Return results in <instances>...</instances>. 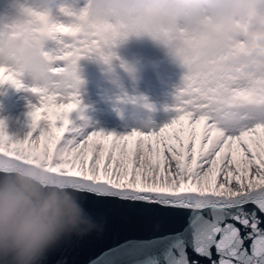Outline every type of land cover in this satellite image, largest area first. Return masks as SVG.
Masks as SVG:
<instances>
[{
	"label": "snow or ice",
	"instance_id": "6c2138e0",
	"mask_svg": "<svg viewBox=\"0 0 264 264\" xmlns=\"http://www.w3.org/2000/svg\"><path fill=\"white\" fill-rule=\"evenodd\" d=\"M24 10L47 25L43 14ZM50 31L60 36L62 47L50 59L66 62L53 69L63 79L30 90L40 96L29 113L33 132L45 122L37 135L19 139L0 122V180L20 167L43 169L48 179L76 189L89 223L63 233L35 264H47L53 250L73 239L103 234L86 194L188 213L175 217V230L118 240L89 264H200L189 249L210 264H264V81L249 72L231 92L221 89L232 104L225 108L203 77L190 74L177 93L178 115L159 131L84 133L70 128L81 104L76 68L97 45L76 25ZM6 83L23 87L12 68L0 65V85ZM0 264L15 261L3 255Z\"/></svg>",
	"mask_w": 264,
	"mask_h": 264
},
{
	"label": "clouds",
	"instance_id": "9594fccd",
	"mask_svg": "<svg viewBox=\"0 0 264 264\" xmlns=\"http://www.w3.org/2000/svg\"><path fill=\"white\" fill-rule=\"evenodd\" d=\"M77 7H62L72 20L53 19L50 11L17 6L0 29V65L9 66L23 87L49 88L53 69L50 41L60 36L52 26H79L97 45L82 58L95 60L105 79L122 88L124 77L135 79V66L118 50L150 43L183 70L203 77L209 91L225 108L231 100L220 93L239 87L249 72L264 81V0H83ZM32 9L46 17L47 25ZM81 58V59H82ZM119 62L118 64L116 62ZM78 65V62H77ZM77 72V68H76ZM215 85V87H213ZM71 117V115H70ZM7 128L4 120H0ZM33 166L5 172L0 180V256L15 264H35L45 250L68 231L88 225L77 201L76 189L47 178Z\"/></svg>",
	"mask_w": 264,
	"mask_h": 264
},
{
	"label": "rangeland",
	"instance_id": "374dc122",
	"mask_svg": "<svg viewBox=\"0 0 264 264\" xmlns=\"http://www.w3.org/2000/svg\"><path fill=\"white\" fill-rule=\"evenodd\" d=\"M8 1L14 0H0V29L10 23L9 17L14 13L3 9V5L8 6ZM16 1L36 11L55 12L53 1L64 5L61 0ZM76 5L79 6L69 1L64 6L77 7ZM56 45L60 44L49 42L48 50L51 54L59 50ZM118 52L123 60L132 63L136 69L135 79H131L123 69L118 68L124 77L122 88L114 87L105 79L95 60L82 58L78 61L77 78L80 83L76 91L81 104L71 114L70 128L83 129L84 133L104 131L117 135L133 130L159 131L178 115L175 111L176 97L183 85V70L172 64L160 49L150 43L131 44ZM156 56L164 60L163 69L153 66V58ZM52 66H66V62L53 63ZM62 79L60 76H53L50 87L54 88ZM31 87L26 81L21 88L11 83L0 85V120L5 121L9 135L19 139L26 138L30 132L33 136L37 135L45 125L42 121L36 132L31 128L29 113L33 111V106H40V96L30 91Z\"/></svg>",
	"mask_w": 264,
	"mask_h": 264
},
{
	"label": "water",
	"instance_id": "95a60500",
	"mask_svg": "<svg viewBox=\"0 0 264 264\" xmlns=\"http://www.w3.org/2000/svg\"><path fill=\"white\" fill-rule=\"evenodd\" d=\"M85 203L89 211L104 222L103 234L93 233L65 243L49 254L47 264H89L92 258L118 240L150 237L175 230L178 226L175 217L188 214L161 212L155 206L132 204L117 198L97 197L92 194H86ZM189 253L192 258L199 259L200 264H210L205 258L196 257L191 249Z\"/></svg>",
	"mask_w": 264,
	"mask_h": 264
},
{
	"label": "bare ground",
	"instance_id": "6f19581e",
	"mask_svg": "<svg viewBox=\"0 0 264 264\" xmlns=\"http://www.w3.org/2000/svg\"><path fill=\"white\" fill-rule=\"evenodd\" d=\"M61 1L63 2L64 5H66L69 1H70L71 4H72V3L77 4V0H61ZM81 3H82V0H79V4H81ZM53 5H54L53 7H54V11H55V12H50L51 15H52V17H53V19L56 20V21H58V22H60V23H64V24H68V23H70L71 20H72V18L66 16V15L61 11V8H62V7H65V6H64V5L62 6L60 3H54ZM76 6H77V5H76ZM3 9L9 10L10 12L16 11L15 9L11 10V8H8V7H6V6H4ZM65 40H66V39H65ZM55 42H56V41H55ZM56 44H58V42H56ZM55 47H56V49H59L60 47H62V45H56ZM157 58H158V57H156V59H155L154 61H156ZM9 103H11V101H10ZM91 125H92V124H90V126H91ZM82 131H83V129H82ZM150 131H151V130H148L147 132H150ZM83 132H84V131H83Z\"/></svg>",
	"mask_w": 264,
	"mask_h": 264
}]
</instances>
